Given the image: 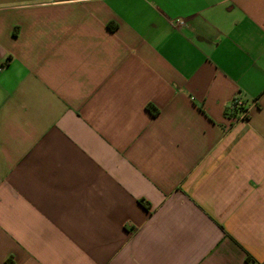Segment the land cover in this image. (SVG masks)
<instances>
[{
    "label": "crops",
    "instance_id": "1",
    "mask_svg": "<svg viewBox=\"0 0 264 264\" xmlns=\"http://www.w3.org/2000/svg\"><path fill=\"white\" fill-rule=\"evenodd\" d=\"M0 66V264H264V0H0Z\"/></svg>",
    "mask_w": 264,
    "mask_h": 264
},
{
    "label": "built area",
    "instance_id": "2",
    "mask_svg": "<svg viewBox=\"0 0 264 264\" xmlns=\"http://www.w3.org/2000/svg\"><path fill=\"white\" fill-rule=\"evenodd\" d=\"M183 19L181 18H178L176 19L175 21H173L172 23L175 24V25H182L183 24ZM1 68V66H0ZM241 102L239 100H233L232 104H231V108L233 107H241Z\"/></svg>",
    "mask_w": 264,
    "mask_h": 264
},
{
    "label": "trees",
    "instance_id": "3",
    "mask_svg": "<svg viewBox=\"0 0 264 264\" xmlns=\"http://www.w3.org/2000/svg\"><path fill=\"white\" fill-rule=\"evenodd\" d=\"M237 109H239V108L238 107H233V110H237ZM9 264H13L11 260L9 261Z\"/></svg>",
    "mask_w": 264,
    "mask_h": 264
}]
</instances>
